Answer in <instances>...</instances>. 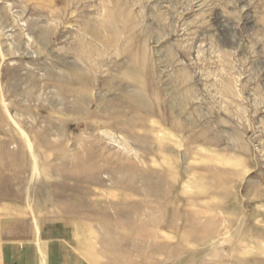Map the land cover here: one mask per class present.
<instances>
[{
    "label": "rangeland",
    "instance_id": "obj_1",
    "mask_svg": "<svg viewBox=\"0 0 264 264\" xmlns=\"http://www.w3.org/2000/svg\"><path fill=\"white\" fill-rule=\"evenodd\" d=\"M0 264H264V0H0Z\"/></svg>",
    "mask_w": 264,
    "mask_h": 264
}]
</instances>
